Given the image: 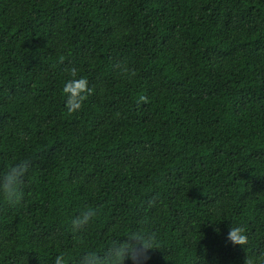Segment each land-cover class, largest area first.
<instances>
[{
  "label": "trees",
  "instance_id": "1",
  "mask_svg": "<svg viewBox=\"0 0 264 264\" xmlns=\"http://www.w3.org/2000/svg\"><path fill=\"white\" fill-rule=\"evenodd\" d=\"M23 161L0 264H78L132 233L153 238L142 264L264 251V0H0V172Z\"/></svg>",
  "mask_w": 264,
  "mask_h": 264
},
{
  "label": "clouds",
  "instance_id": "2",
  "mask_svg": "<svg viewBox=\"0 0 264 264\" xmlns=\"http://www.w3.org/2000/svg\"><path fill=\"white\" fill-rule=\"evenodd\" d=\"M71 78L65 81L62 87V95L65 97V107L69 113H76L81 110L87 95L91 94L89 82L84 77L77 76V70H69ZM28 172V162L23 161L9 166L5 171L0 172V198L9 203L15 202L20 197V190L24 177ZM97 216L94 209H87L80 212L71 220V229L79 233L84 231ZM127 241H116L103 254L95 250L83 253L78 264H124L126 258L131 259L133 264H142L147 259V250L153 249V238L141 233H132ZM228 241L242 248H248L249 238L242 226H232L228 230ZM64 256L57 255L54 264H64ZM244 264H264V251L247 257Z\"/></svg>",
  "mask_w": 264,
  "mask_h": 264
}]
</instances>
